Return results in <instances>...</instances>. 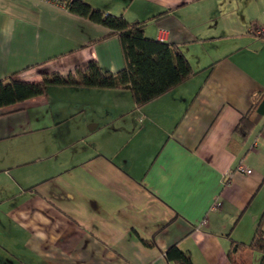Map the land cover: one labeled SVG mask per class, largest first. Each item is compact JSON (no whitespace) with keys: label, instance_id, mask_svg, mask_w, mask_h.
I'll return each instance as SVG.
<instances>
[{"label":"crops","instance_id":"0c3cea01","mask_svg":"<svg viewBox=\"0 0 264 264\" xmlns=\"http://www.w3.org/2000/svg\"><path fill=\"white\" fill-rule=\"evenodd\" d=\"M81 1L149 39L163 31L196 75L141 108L127 90L49 86L0 109V264H177L174 246L192 264H234L231 242L238 264H259L247 246L264 211V115L245 139L234 129L264 98L251 32L264 0ZM90 61L122 69L117 36L64 0H0V80Z\"/></svg>","mask_w":264,"mask_h":264},{"label":"trees","instance_id":"16d2710c","mask_svg":"<svg viewBox=\"0 0 264 264\" xmlns=\"http://www.w3.org/2000/svg\"><path fill=\"white\" fill-rule=\"evenodd\" d=\"M64 5L70 13L100 25L108 29L111 35L117 36L124 61L122 69L116 73H108L102 71L96 62L90 61L85 70L77 71L74 76L62 77L52 74L36 83L12 78L0 80V109L42 95L49 86L127 90L135 107L141 108L196 75L176 46L147 38L144 34V23L127 22L122 16L106 14L81 0H64ZM166 13L160 16H165ZM262 115L264 98L252 102L251 110L240 119L234 129V135L245 139L256 124L257 117ZM263 225L264 211L247 246V249L257 256L259 264H264ZM143 243L151 247L150 243L145 241ZM242 249L243 245L231 242L228 258L232 263L238 264L233 255ZM165 257L169 262L192 264L190 257L175 246L165 252Z\"/></svg>","mask_w":264,"mask_h":264},{"label":"built area","instance_id":"2783aa9c","mask_svg":"<svg viewBox=\"0 0 264 264\" xmlns=\"http://www.w3.org/2000/svg\"><path fill=\"white\" fill-rule=\"evenodd\" d=\"M40 1L49 2V1H51V0H40ZM251 32H252V34H253L255 37H257V38H263V39H264V28H262V27H255V28H253V29L251 30ZM164 39H165V33H164L163 31H160V32L158 33L157 40L160 41V42H162V41H164ZM236 171H237L238 173H240V174H246V175H248V174L251 173L250 170L246 169V168L243 167V165H241V164L236 168ZM218 205H219L218 203L214 204L213 208L216 207V206H218Z\"/></svg>","mask_w":264,"mask_h":264},{"label":"rangeland","instance_id":"374dc122","mask_svg":"<svg viewBox=\"0 0 264 264\" xmlns=\"http://www.w3.org/2000/svg\"><path fill=\"white\" fill-rule=\"evenodd\" d=\"M262 194H264V192H260V194L258 195L257 199L255 200V204L258 202L259 198H261ZM255 206V205H254ZM254 208V207H253ZM263 230H264V225H263Z\"/></svg>","mask_w":264,"mask_h":264}]
</instances>
